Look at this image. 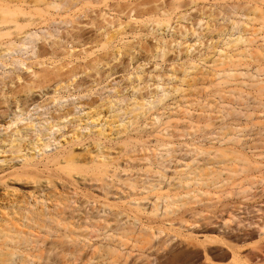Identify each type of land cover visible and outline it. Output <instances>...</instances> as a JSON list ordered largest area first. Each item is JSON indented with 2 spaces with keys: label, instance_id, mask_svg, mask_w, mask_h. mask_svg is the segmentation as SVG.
Masks as SVG:
<instances>
[{
  "label": "bare ground",
  "instance_id": "obj_1",
  "mask_svg": "<svg viewBox=\"0 0 264 264\" xmlns=\"http://www.w3.org/2000/svg\"><path fill=\"white\" fill-rule=\"evenodd\" d=\"M221 3L236 8L245 21L232 20L213 35ZM90 8L98 9L94 17ZM192 9L188 29L172 27L174 18L179 23ZM81 17L88 21L80 22ZM56 22L71 28L51 39ZM41 29L48 30L49 40L38 47L26 76L1 79L0 123L16 128L0 138V264H94L91 256L82 263L85 250L101 253L104 264H125L130 241L149 245L155 237L152 228L130 222V210L166 220L190 205L215 208L221 197L200 187L222 188L240 174L248 176L246 186L237 185L224 199L251 196L257 180L251 174L264 167V126L252 123L264 115V0H0V63L11 66L15 59L7 64L6 56L35 43L33 31ZM166 30H172L169 41ZM204 39L213 52L198 59L209 65L199 74L197 62L185 56L196 43L204 46ZM182 51L183 61L178 60ZM157 61L168 66L152 74L162 68ZM133 62L137 67L128 73ZM119 73L125 87L114 88L116 95L101 102L79 101L81 115L61 105L51 122L37 119L43 125L37 132L34 124L18 126L43 93L51 94L44 106L58 107L75 93L94 94ZM80 75L89 81L77 80ZM141 81L152 84L141 87ZM170 98L172 103H164ZM147 127L149 136L155 134L152 141L142 136ZM52 132L59 135L51 138ZM54 142L58 150L46 154ZM79 193L86 200H75ZM239 211L221 220L179 217L177 230L188 242L202 238L204 253L210 237H249L262 244L264 207L252 211L256 221H244ZM208 229L210 234L198 235ZM93 240L100 243L93 246ZM257 248L245 261L232 249L229 263L239 256L242 264H264V247Z\"/></svg>",
  "mask_w": 264,
  "mask_h": 264
},
{
  "label": "rangeland",
  "instance_id": "obj_2",
  "mask_svg": "<svg viewBox=\"0 0 264 264\" xmlns=\"http://www.w3.org/2000/svg\"><path fill=\"white\" fill-rule=\"evenodd\" d=\"M243 1H247V0H242V2ZM223 4L224 3H221V6H217L215 8V17L217 21L212 22V25L215 26V28L213 29V35H215L218 31H220L223 26L229 24L232 20L239 21V22L245 21V18L243 16L238 15L236 8L229 6V4L227 3L224 6ZM90 9H89L90 11L88 10L87 12H89L88 13L90 14L89 16L93 15L94 17L95 13L97 14L96 11H98V9L96 8H93V9L90 8ZM194 15H195V10L192 9L187 12L185 20L183 21L181 20L178 23V21L174 18L173 21L171 22L173 24L172 27L174 26L177 27V25L175 24H179L180 26L184 25L185 27L187 26L189 28L190 26L188 25H190V23L192 22ZM79 21L82 23H85L88 20L85 19L84 17H81ZM179 25L178 27L180 28ZM70 28H71L70 24L64 25L58 22L53 23L50 27V32L53 35L51 39L58 38L59 36H61V34H63L67 29H70ZM195 29L197 30L198 28L195 27ZM47 31L48 30L46 29L33 31V33L38 37V40L35 43L25 44L23 47L20 48L19 51H17L13 55L6 56L7 64L11 61V58L15 59L11 66H3V64L0 63V88L2 87L1 79L3 78H5L7 81L9 77L13 78L15 76H20L24 78L26 76L27 72L25 71V69L26 67L29 66L30 63L36 61L35 53L38 50V47L41 45L43 40H49V38L46 35ZM91 31L86 29L85 33H87V36L92 34L93 31L92 32ZM171 34H172V30L170 31L166 30L164 32V37L167 41L171 40ZM237 35H238L237 32H233V38L237 37ZM174 38H177V37L174 36ZM147 39L148 40L146 41L149 42L150 41L149 37ZM193 39L194 38H190V37L186 38V40H188V43H190L191 45L194 44V42H191ZM205 40L206 39H204V42ZM217 42H218V39L215 37L213 39L212 46L215 45ZM204 44H205L204 46L198 47V43H196L194 46L196 50L193 52H188L187 55L185 56V59L188 58V59H192L197 62L198 68H199V74L205 73V71L208 70L209 65H203V63L201 61H198V59L204 58V56L210 57V55L213 52V50L210 47H208L209 46L208 41L205 42ZM173 45L174 44H172V47ZM68 48H71V45H69ZM87 48L88 46H85L83 49H87ZM176 50H179V48ZM78 51H80V48L75 49V52H78ZM181 53L182 55L178 57V60L182 56L181 61H183L184 52L182 51ZM181 61H178L177 64H179ZM158 63L161 65L162 68L160 69V67H158L156 71H154V73L152 74H155L158 71L162 73L163 70L166 69L164 67L168 66V63L164 64V63H161L160 61ZM136 67L137 65H135L133 62L128 69L129 70L128 73L132 72ZM149 67L150 66L148 65L143 69V74H145L143 77H146L147 72L151 70L149 69ZM40 69H41L40 66L36 68V70H40ZM122 75L123 74L119 73V74L112 76L106 83L101 84L100 86L96 87L94 94L92 95H85L84 92L79 95L78 93H75L72 97H67L62 102L57 104L58 107H55L52 105L44 106L46 104L44 103V101L48 99L49 96H51V94H48L45 96V93H43L44 97L42 99L37 100L35 98V96L38 95L37 93L33 97L37 101L28 108L29 114H25V113L23 114L24 116H22L21 118H24V120L19 122L18 126H26V125L34 124V130L37 132L40 127H43L42 124H38L37 119L40 118L42 122L44 123V125L46 124L45 120L47 121V123L51 122V120H49L50 116L57 114L56 109H58L61 105L74 108L75 113H76L75 115L78 116L77 114H80L82 111L78 106L79 101L83 102V101H89L90 99H98L99 102H101L108 98H113V96L116 95L115 91L113 90L114 88H119V89L124 88L127 83L125 82V80H121L122 79L121 77H123ZM78 79H83V82L89 81L84 78V75L82 76L80 75L79 77H77V80ZM145 81H148V78L145 79ZM19 83H22V82H19ZM108 83H110V87L106 86ZM138 83L141 84V87H145V86L152 84L151 82H149L147 85H145L144 83L145 86H143L142 81ZM159 84H162V83L160 82ZM70 89L72 90V87ZM6 90L7 89L4 88V91ZM47 90L48 92L51 91V89H46L45 92ZM83 90L84 88H80L77 92H80ZM72 93H74V91H72ZM64 94H66V92ZM126 94L127 93L124 89L122 92V95H126ZM158 94L161 95L160 88L158 90ZM203 95L205 97V93ZM164 103H167V104L172 103L171 98L165 100ZM38 106H43V107L39 108ZM174 107L175 106H171L170 108L174 109ZM15 112L18 113V110H16ZM259 117H260L259 119L253 120L252 123H254L258 127L264 126V115H259ZM9 118H11V115H9ZM121 120L125 121L126 117H122ZM246 121L247 120L243 118L240 119V122L242 123ZM15 128L16 126H12L9 129H5V127L1 126V123H0V138L6 133H10V131L14 130ZM70 128H71V125H70ZM66 130L67 129L65 128L63 132H65ZM53 131H55V129H53ZM82 132L86 133L87 131H82ZM150 133H151V130L149 129V127H147V130L145 131L144 134H142V136L144 138L148 137L149 140L152 141L155 134H152L151 136H149ZM29 135L32 138H34V133H29ZM58 135L59 133L52 132L50 137L56 138ZM61 140L62 139H59V141ZM245 140H248V139L245 138ZM252 140H254V138L250 139V141ZM262 146H264V144ZM208 147L209 146L207 144V146L204 147V149H207ZM58 148H59V145H57L54 142L53 146L46 151V154H53L58 150ZM40 157H41V154L39 155V158ZM12 163L17 165L18 163H20V161H13ZM219 168L220 166L216 169L211 168L213 172H215L214 175H216L217 173L219 174ZM260 171L261 172L258 174L257 173L251 174V175H254L257 178V180L255 181L254 188L251 191L250 197H247L246 199H232V198L224 199V197L227 196V193L235 189L237 185H239V187L246 186L245 180L248 179L247 178L248 176L246 174H240V176L237 179H235L233 183L228 184L222 188H213V187H209V185L200 187L202 192H209V193L216 194L217 196L221 197L218 204L215 203L216 204L215 208H205L203 205H200V204L190 205L184 208L185 211L179 214L178 218L180 217L183 220H187L192 215H197V216L199 215L202 217H214L217 220H221V219L227 218V213H230L235 208H239L240 209L239 216L241 218H246L244 219V221L245 220L246 222L254 221V220L256 221L255 216L257 214H254L252 211H255L259 207H264L263 206L264 205V167L263 166L261 167ZM134 172L135 171L130 170V174H133ZM170 173L168 172V175H171ZM208 173L209 172L205 171L203 175L204 174L206 175ZM77 192H80V191H77ZM222 198L224 200H222ZM77 199L78 201L86 200V198H83L81 196V193H79V195L75 197V200ZM96 201L98 204H100L102 203L103 200L97 199ZM178 218H171V219L168 218L166 220H158V219H152L150 217L147 218L146 216H143V215L135 214L132 210H130V222H132L134 219H137L139 221L137 226H139V223H140L144 226L152 228V232L155 234V237H154V241H151L149 245H144L141 243H137L134 245V242L133 244H131L132 242L130 241V257L127 259L125 264H167V263L168 264H234V263L238 264L236 263V261L240 262L241 258H242V261H245L244 258L246 257L247 254L248 255L246 257V260L249 259L251 255L257 254L256 252H258V248H257L258 246L264 247V240L261 242L262 244H260V241H258L256 238L250 239L249 237H247L248 238L247 239L244 237L245 238L244 240L242 238V241L238 240L239 241L238 242L236 241L237 239L234 236H228L230 238L227 237V239L226 237L221 238V239L210 237L208 246H207V252H206L207 256H206V253L203 252V249L199 246V243H198V241L203 240L202 238H197V241L195 240L194 242L193 241L188 242L186 239H183L184 237L182 236V233H180V231L177 230L178 228L177 223L179 222ZM168 222H170L171 224L169 225ZM205 234L207 235L210 234V230L208 229L207 231H204L203 233H198V235H205ZM223 242H225V244H223ZM92 243H94L93 246H97L100 242H98V240H93ZM102 243L104 244V242ZM232 249L233 250L237 249L238 255L241 258L239 259V256H238L239 261L230 260V263H229V256H230V252ZM88 256H91L92 258H94L93 259L94 264H104L105 262H107L101 253H95L91 255V252L89 250H85V252L81 255L82 263L85 261V257H88ZM207 258L209 260H207ZM262 260H264L263 256H262ZM253 263L255 262L253 261ZM76 264H79V263H76ZM119 264H122V263H119ZM240 264L242 263L240 262Z\"/></svg>",
  "mask_w": 264,
  "mask_h": 264
}]
</instances>
